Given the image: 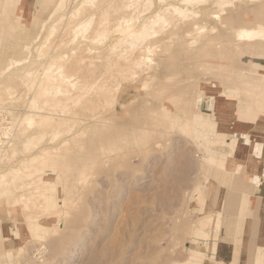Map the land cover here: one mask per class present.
<instances>
[{"label": "rangeland", "instance_id": "obj_1", "mask_svg": "<svg viewBox=\"0 0 264 264\" xmlns=\"http://www.w3.org/2000/svg\"><path fill=\"white\" fill-rule=\"evenodd\" d=\"M57 2L11 0L6 5V0H0V69L11 57H28L0 75V175L6 174L0 183V264H181L192 256L200 257L203 264H264V55L225 48L218 56L206 57L209 63L224 64V77L213 78L214 86L204 88L220 92L222 87L229 94L234 118L231 115L227 125L213 116L216 99L209 95V111L202 110L206 121L202 133L175 127L148 149L145 132L130 143L132 151L124 158L112 162L111 152L107 162L94 175L90 173L93 176L80 174L83 165L76 159L81 155L76 146L64 145L24 168L22 159L50 146V134L34 139L33 145L25 143L37 126L29 124L33 95L26 71L50 65L46 52L40 55L42 46L49 47L42 42L54 38L57 28L52 23L74 11L82 0L68 1L31 52L24 49V42L39 29L36 21L46 19ZM258 4L264 5V0L245 3L241 19ZM6 98L12 101L1 105ZM203 100L199 99V106ZM160 104L158 99L149 101V107L138 102L134 111L157 109ZM224 132L231 144L225 142ZM7 140L12 146H7ZM231 145L252 154L246 166L250 176L242 188L232 183L233 179L238 183L244 172H234L229 181L216 164ZM209 147L217 150L216 162L205 157ZM43 160L58 169L75 161L76 168L72 164L70 174L52 178L43 171ZM93 163L90 158L86 161L88 166ZM52 196L58 201L53 206ZM255 252L261 257H255Z\"/></svg>", "mask_w": 264, "mask_h": 264}, {"label": "bare ground", "instance_id": "obj_2", "mask_svg": "<svg viewBox=\"0 0 264 264\" xmlns=\"http://www.w3.org/2000/svg\"><path fill=\"white\" fill-rule=\"evenodd\" d=\"M10 1L6 0L5 4L10 5ZM68 1L73 0H58L46 19L36 21L34 25L39 29L24 42V49L31 52L50 20ZM138 1L82 0L74 11L61 14L56 19L58 22L52 23L57 28L52 34L56 32V35L53 39L47 37L42 45L48 42L49 47L42 46L40 50V55L46 52L50 65L40 71H26L29 94L33 95L29 101V124L37 126L25 143L33 145L34 139L50 134V146L22 159L24 168L40 158H48L64 145L76 146L81 154L76 159L82 162L79 170L84 177L91 172L94 175L111 152L114 153L111 161L124 158L132 151L130 143L145 132H148V149H153L158 139L175 127L188 133H202L206 124L202 110H208L209 95L216 99L213 116L221 118L226 125L231 115L234 118L226 90L221 86L220 92L204 88L214 86L213 78L219 81L224 77V64L209 63L206 57L218 56L225 48L264 55V48L258 47L264 44V5L250 7L251 13L242 20L243 5L253 0H147L141 7ZM191 58L196 62H191ZM27 59V56L9 58L0 75ZM200 98L205 101L201 106ZM154 99L161 102L159 108L134 111L138 102L144 101L149 107V101ZM9 101L12 99L6 98L1 105ZM37 128L40 132L35 131ZM254 132L249 133L252 140ZM224 140L232 143L230 139ZM204 152L207 160L216 162V149L209 147ZM250 155L231 145L226 156L216 162L221 175L229 181L234 178V172H244L238 183L233 179V186L242 188L247 184ZM88 158L94 160L91 166L86 164ZM42 163L43 171L53 178V174H70L75 161L63 169L51 166L50 160ZM5 175V172L0 175V183ZM50 202L51 206L58 203L55 196L50 197ZM219 214L218 218H222L223 212ZM181 264H203V260L192 256Z\"/></svg>", "mask_w": 264, "mask_h": 264}, {"label": "crops", "instance_id": "obj_3", "mask_svg": "<svg viewBox=\"0 0 264 264\" xmlns=\"http://www.w3.org/2000/svg\"><path fill=\"white\" fill-rule=\"evenodd\" d=\"M253 163H254V162H253ZM250 164H252V163H250ZM252 165H253V164H252ZM252 165H251V167H250V165H249V167L252 168ZM249 167H248V169H249ZM256 170L259 171L257 168H256ZM263 170H264V168H263ZM254 171H255V169H252V172H254ZM252 172H251V173H252ZM263 180H264V176H263ZM251 252H252V251H251ZM252 253H253V252H252ZM254 256H255V257H261V256H260L259 254H257L256 252L254 253Z\"/></svg>", "mask_w": 264, "mask_h": 264}]
</instances>
